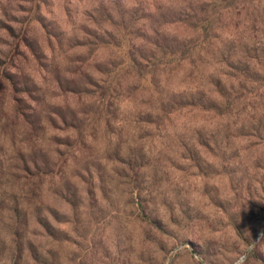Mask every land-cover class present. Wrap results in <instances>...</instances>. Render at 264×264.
Here are the masks:
<instances>
[{
  "label": "rangeland",
  "instance_id": "374dc122",
  "mask_svg": "<svg viewBox=\"0 0 264 264\" xmlns=\"http://www.w3.org/2000/svg\"><path fill=\"white\" fill-rule=\"evenodd\" d=\"M199 9L0 0V264H264V1Z\"/></svg>",
  "mask_w": 264,
  "mask_h": 264
},
{
  "label": "trees",
  "instance_id": "16d2710c",
  "mask_svg": "<svg viewBox=\"0 0 264 264\" xmlns=\"http://www.w3.org/2000/svg\"><path fill=\"white\" fill-rule=\"evenodd\" d=\"M200 5L198 15L191 17L189 14L182 15L178 13L177 17L174 18L175 22L184 23L185 25L191 27L196 33L199 35H205V41H207L208 33L211 29H213V25H215L216 21L218 20L219 14H221L222 9L224 8H236L237 0H197ZM249 0H244L247 2ZM254 1V7L257 5H261L264 0H251ZM168 13V12H167ZM200 43V47L203 43ZM161 46V45H160ZM198 45H189L188 43L184 42L179 46V52L181 54V58L187 56L192 51L196 49H200ZM163 48V56L167 57V54L164 53L165 48ZM178 52V53H179ZM176 54V51H173L170 55ZM136 67V64L133 63Z\"/></svg>",
  "mask_w": 264,
  "mask_h": 264
},
{
  "label": "clouds",
  "instance_id": "9594fccd",
  "mask_svg": "<svg viewBox=\"0 0 264 264\" xmlns=\"http://www.w3.org/2000/svg\"><path fill=\"white\" fill-rule=\"evenodd\" d=\"M247 251L248 250H245V252L233 258L232 264H247V260H248Z\"/></svg>",
  "mask_w": 264,
  "mask_h": 264
}]
</instances>
